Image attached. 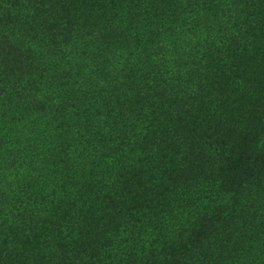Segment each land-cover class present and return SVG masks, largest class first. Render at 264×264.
<instances>
[{
  "label": "trees",
  "instance_id": "obj_1",
  "mask_svg": "<svg viewBox=\"0 0 264 264\" xmlns=\"http://www.w3.org/2000/svg\"><path fill=\"white\" fill-rule=\"evenodd\" d=\"M0 264H264V0H0Z\"/></svg>",
  "mask_w": 264,
  "mask_h": 264
}]
</instances>
